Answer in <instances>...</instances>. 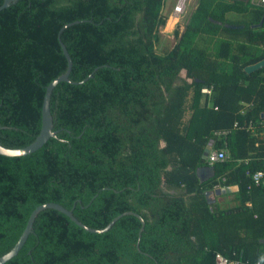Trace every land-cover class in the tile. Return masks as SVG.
Wrapping results in <instances>:
<instances>
[{
  "label": "trees",
  "instance_id": "1",
  "mask_svg": "<svg viewBox=\"0 0 264 264\" xmlns=\"http://www.w3.org/2000/svg\"><path fill=\"white\" fill-rule=\"evenodd\" d=\"M164 4L20 0L0 12V145L23 149L40 135L47 87L68 70L60 39L73 61L71 82L52 94L57 136L31 155H0V258L47 203L95 230L128 212L145 221L140 239L136 215L99 234L45 210L6 264H214L215 253L264 262V187L253 181L264 165V68L245 72L264 60V24L252 28L264 8L198 0L176 45L159 54ZM222 130L227 137L215 136ZM210 140L228 158L201 184ZM218 185L239 187L235 209L209 205L205 193Z\"/></svg>",
  "mask_w": 264,
  "mask_h": 264
},
{
  "label": "water",
  "instance_id": "2",
  "mask_svg": "<svg viewBox=\"0 0 264 264\" xmlns=\"http://www.w3.org/2000/svg\"><path fill=\"white\" fill-rule=\"evenodd\" d=\"M19 1L20 0H5L4 5L2 7H0V12L6 8H9L13 4L18 3ZM79 23H81V22H74V23H70V24L65 25L64 28L61 30V33L65 29H67L73 25L79 24ZM263 24H264V18L262 19V21L258 25H254L253 29L262 28ZM228 27L234 28V29L243 28V27H236V26H228ZM60 42H61V47L63 49L64 55L68 61V70L65 74L58 77L56 80H54L47 87V91H46V95H45L44 103H43L42 129H41L40 135L38 136V138L36 139V141L34 143H32L30 146L23 148V149H11V148H7V147L0 145V155L5 156V157H22V156L31 155V154L35 153L36 151H38L39 149H41L51 138H55L57 136V132L54 131V121H53V116L51 113L52 94H53L54 89L61 82H71L70 81V75H71L72 67H73V61H72V58H71V56L67 50V47L61 41V39H60ZM263 68H264V60L260 61L257 64L250 65V66L246 67L245 72L248 75H250V74H252L256 71H259ZM94 73L92 75H90L88 78H86L82 83H85L89 79H91L94 76ZM182 74L184 77L187 76L186 71H183ZM189 82L192 83V80H189ZM210 151H211V147L209 146L206 148L204 156H203V159L205 161L207 160V157H208ZM197 176H198L201 183L208 182L209 180H211L212 178L215 177V168L213 166L201 167L197 170ZM219 193H220L219 190L215 191V194H219ZM211 196H212V192L206 193V198H207L209 203H211V200H210ZM49 209L57 210V211L65 214V215H67L72 221H74L78 226L82 227L84 230L91 232V233H99V234H103V233H106L109 230H111L112 227L114 226V224L123 216H125V215H136L132 212L125 213V214L115 218L106 228H104L102 230H95V229L87 227L82 222H80L74 216L73 210H68L64 206L56 204V203H47V204L41 205L38 208H36L35 211L32 213V215L30 216L28 224L26 226V229H25L24 233L22 234L20 240L16 244V246L8 254H6L0 258V264H6L7 262L12 260L13 258H15L19 254V252L22 250V248L26 244L29 236L33 233L34 224H35L37 217L43 211L49 210ZM136 216H138V215H136ZM138 217L142 222V228L140 231V239H141V234L143 233V231L145 229V221L142 217H140V216H138Z\"/></svg>",
  "mask_w": 264,
  "mask_h": 264
},
{
  "label": "rangeland",
  "instance_id": "3",
  "mask_svg": "<svg viewBox=\"0 0 264 264\" xmlns=\"http://www.w3.org/2000/svg\"><path fill=\"white\" fill-rule=\"evenodd\" d=\"M179 1L180 0H165L162 14L167 19V24L159 30L161 41L156 47V51L159 54H167L176 45L177 38L175 33L176 31H179V33L184 32L185 26L189 22L198 0H185V9L182 13L176 14L175 7ZM258 1L259 0H254L255 3H258ZM230 16L231 15H229V17ZM238 18L239 16L235 19Z\"/></svg>",
  "mask_w": 264,
  "mask_h": 264
},
{
  "label": "built area",
  "instance_id": "4",
  "mask_svg": "<svg viewBox=\"0 0 264 264\" xmlns=\"http://www.w3.org/2000/svg\"><path fill=\"white\" fill-rule=\"evenodd\" d=\"M182 0L179 1V3L177 4V6L175 7V13L176 14H180L182 13V11L185 9H182V11L178 12L177 10L179 9V6L181 5ZM259 6L264 7V0H259L257 3ZM213 93H214V88H208L205 87L202 89V94H204L208 100L209 103L212 100L213 97ZM217 110V108H216ZM253 126L254 124H250L246 129L247 130H253ZM235 129H241L244 127H240V125L238 123L235 124L234 126ZM230 132L227 130H222V131H217L215 134L217 137H227L228 134ZM215 143L212 142L210 143V147H211V151L207 157V162L209 164V166H214L217 163L223 162L228 158V154L226 152V150L221 149V150H214V145ZM264 164V163H263ZM253 181L257 186H263L264 187V165H263V169L257 171L254 175H253ZM214 264H264V262H256V263H252L250 261H242V260H230L227 257H225L223 254L221 253H216L215 254V263Z\"/></svg>",
  "mask_w": 264,
  "mask_h": 264
},
{
  "label": "crops",
  "instance_id": "5",
  "mask_svg": "<svg viewBox=\"0 0 264 264\" xmlns=\"http://www.w3.org/2000/svg\"><path fill=\"white\" fill-rule=\"evenodd\" d=\"M197 4H198V1H197V3L195 4V10H196V8H197ZM251 5L253 6V7H255V8H264V7H261V6H259L257 3H255L254 2V0H251ZM194 10V11H195ZM229 15H231L230 17H229ZM239 16V18L238 19H235L236 17H238ZM228 18L230 19V20H232V21H239V20H243L244 19V16L243 15H240V14H236V13H230V14H228ZM236 27H243L244 28V26H236ZM252 28H253V26H252ZM236 29H239V28H236ZM258 29H260V28H258ZM245 113H246V110H242L241 111V115H245ZM237 123V122H236ZM250 124H254L253 122H250L248 125H247V127L250 125ZM262 126V128L264 129V124H261ZM242 129V128H241ZM247 131H249V132H251V133H253V134H257V126H256V124H254V126H253V130L251 131V130H247ZM217 132V131H216ZM215 132V133H216ZM215 136H216V134H215ZM219 138H222V137H219ZM259 138H264V130H263V132L262 133H260V136H259ZM212 142H214L215 143V141L214 140H210V142H209V144H208V146L207 147H209V145H210V143H212ZM215 145V144H214ZM207 167H210V166H207ZM198 177V176H197ZM199 179V178H198ZM213 179V178H212ZM200 181V180H199ZM210 181V180H209ZM208 181V182H209ZM201 183V182H200ZM206 183V182H205ZM201 184H204V183H201ZM217 190H219L220 191V193L219 194H215V191H217ZM176 193H180L181 191L180 190H177V191H175ZM207 192H212V196L210 197V200H211V203H209V205L213 208V209H215L216 211H228V210H231V209H235L240 203H239V201H238V199H237V194H238V192H239V187L238 186H230V187H223V186H217V187H215L214 189H212V190H209V191H207ZM206 192V193H207ZM206 193H205V195H206ZM248 206H251V203H248L247 204ZM216 254V253H215ZM215 263V262H214Z\"/></svg>",
  "mask_w": 264,
  "mask_h": 264
},
{
  "label": "bare ground",
  "instance_id": "6",
  "mask_svg": "<svg viewBox=\"0 0 264 264\" xmlns=\"http://www.w3.org/2000/svg\"><path fill=\"white\" fill-rule=\"evenodd\" d=\"M185 5V0H182L181 5L179 6L178 12L182 11V9L184 8Z\"/></svg>",
  "mask_w": 264,
  "mask_h": 264
}]
</instances>
